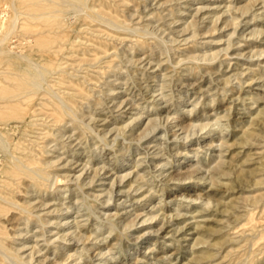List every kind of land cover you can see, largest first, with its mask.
<instances>
[{
	"label": "rangeland",
	"instance_id": "rangeland-1",
	"mask_svg": "<svg viewBox=\"0 0 264 264\" xmlns=\"http://www.w3.org/2000/svg\"><path fill=\"white\" fill-rule=\"evenodd\" d=\"M2 40L0 264H264V0H0Z\"/></svg>",
	"mask_w": 264,
	"mask_h": 264
},
{
	"label": "bare ground",
	"instance_id": "bare-ground-1",
	"mask_svg": "<svg viewBox=\"0 0 264 264\" xmlns=\"http://www.w3.org/2000/svg\"><path fill=\"white\" fill-rule=\"evenodd\" d=\"M51 1H55V0H51ZM65 2H66V6H67V8H69V9H74L75 7L78 6V4L80 3V0H65ZM53 3H55V2H53ZM56 4H59V3H56ZM35 5H36V4H35ZM42 5H43V4H42ZM60 5H61V4H60ZM44 6H45V5H44ZM45 7L47 8L48 5L45 6ZM46 8H43V9L45 10ZM61 8H63V7H61ZM40 10H42V9H40ZM55 11H56V10H55ZM38 14H39V13H38ZM47 14H48V13H47ZM40 15H42V14L40 13ZM43 15H44V14H43ZM45 15H46V14H45ZM33 16H35V15H33ZM43 17H45V16H43ZM34 18H38L37 15H36ZM39 18H40V17H39ZM2 19H3V18H2ZM3 40H4V39H3ZM3 40L0 41V44H2ZM40 43L42 44L43 42H40ZM40 43H39L40 47H42V46L45 47V46H46V44H45V46H44V45L41 46ZM43 44H44V43H43ZM39 45H38V44L36 45L37 49H38ZM0 47H1V45H0ZM40 47H39V48H40ZM35 49H36V48H35ZM41 49H42V48H41ZM6 50H7V49H5V50H4V49H0V55L5 54V53H6ZM22 50H23V49H22ZM42 50H44V49H42ZM42 50H41V51H42ZM32 52H33V50H32ZM42 53H43V52H42ZM7 55H8V54H7ZM10 55H11V54H10ZM10 55H9V56H10ZM17 55H19V54H17ZM12 56H13V55H12ZM14 56H15V55H14ZM19 56H20L19 59H21V56H22V55L20 54ZM22 57H23V56H22ZM36 57H39V56H36ZM17 58H18V57H17ZM23 58H24V57H23ZM23 58H22V59H23ZM25 58H27V57H25ZM39 58H41V57H39ZM5 60H7V59H5ZM9 60H10V58H9ZM27 60H28V59H27ZM12 61H13V59H12ZM22 61H23V60H22ZM31 61H32V60H31ZM8 62H9V61H8ZM27 62H29V61H27ZM27 62H26V63H27ZM32 62H33V61H32ZM12 63H14V62H12ZM26 63H25V64H26ZM8 64L10 65V63H8ZM18 64H19V63H18ZM18 64H17L16 66H20L21 63H20L19 65H18ZM22 64H24V63H22ZM35 64H36V63H35ZM40 64H41V63H40ZM12 65H13V64H12ZM31 65H32V64H31ZM37 65H38V63H37ZM37 65H36V66H37ZM40 66H41V65H40ZM40 66H39V67H40ZM14 67H15V66H14ZM39 67H38V68H39ZM20 68H21V67H20ZM20 68H18V69H20ZM34 68H35V67H34ZM36 68H37V67H36ZM38 68H37V69H38ZM43 68H44V67H43ZM7 69H10V68H7ZM37 69H33L29 64L26 65V67H25L26 74H24V75H23V74H22V75L20 74V75H21V78H20V75H18V76H19V79H20V81H21V82L19 81V82H20V86L22 85L21 87H23V86H24V87H25V86H30V87H31L30 89H32V88L36 89L37 87H40V86H39V85H40L39 83H40L41 80H43V79H42V78H43V74H42V72H41V71H43V70H41V69H42V66H41V68H39L40 71L37 70ZM10 70H11V69H10ZM3 71H5V69H4ZM19 71H20V70H19ZM44 72H45V71H44ZM44 72H43V73H44ZM8 73H9V72H8ZM9 74L11 75L12 73L10 72ZM14 74H15V75H14ZM44 74H45V73H44ZM13 75L15 76V81H16V79H18V77L16 76L17 73H13ZM14 76H12V78H13ZM44 76H45V75H44ZM9 78H10V77H9ZM44 78H45V77H44ZM11 80H12V79H11ZM12 81H13V80H12ZM15 81H14V82H15ZM43 82H44V80H43ZM14 85L17 86V82H16V84L13 83V86H12V87H14ZM16 86L14 87V88H15L14 90H15V92H16V94H17V92H18L17 90H19V89H16ZM18 86H19V85H18ZM41 86H42V85H41ZM12 87H11V88H12ZM21 87H20V89H21ZM24 87H23V88H24ZM11 88H10V89H11ZM28 88H29V87H28ZM28 88H27V89H28ZM23 90H24V89H22L21 92H25V93L27 92V93H28V91H30V90H28V91H23ZM6 91H7V90H6ZM6 91H5V92H6ZM10 91H11V90H10ZM10 91H9V92H10ZM19 91H20V90H19ZM3 92H4V90H3ZM9 92L5 93V95H6V94L8 95ZM30 92H31V91H30ZM13 93H14V92H13ZM13 93H11V94H13ZM31 93H32V92H31ZM2 94H4V93H2ZM7 95H6V97L4 96V98H7ZM26 95H27V94H26ZM8 96H9V95H8ZM11 96H12V95H11ZM11 96H10V97H11ZM13 96H14V95H13ZM49 96H50V95H49ZM55 96H56V95H55ZM10 97H9V98H10ZM15 97H16V96H14V98H13L14 100H15ZM22 97H23V96H22ZM4 98H3V99H4ZM1 99H2V97H1ZM11 99H12V98H11ZM16 99L18 100V97H17ZM9 100H10V99H9ZM6 101H8V100L6 99ZM10 101H12V100H10ZM10 101H9V102H10ZM59 101H60V100H59ZM60 102H61V101H60ZM62 103H63V102H62ZM10 104H11V103H10ZM13 105H14V104H13ZM65 105H67V104H65ZM9 106H10V105H9ZM59 106H60V105H59ZM13 107H14V109H15V106H13ZM63 107H65V106H63ZM9 109H10V108H9ZM54 109H56V108H54ZM60 109H61V106H60ZM5 110H6V109H5ZM61 110H62V109H61ZM65 110H66V109H65ZM13 111L15 112V110H13ZM56 111H57V110H56ZM3 112H4V111H3ZM7 112H8V110H7ZM1 113H2V112H0V114H1ZM2 114H4V116H5V113H2ZM6 114H8V113H6ZM9 114H11L10 116H11V118H13L12 113H9ZM64 114H65V113H64ZM4 116H3V117H4ZM1 117H2V116H1ZM4 118H5V117H4ZM8 118H9V117H8ZM55 120H56V118H55ZM53 121H54V120H53ZM2 141H3V140L0 138V147L3 146V143H4V142H2ZM3 149H4V148H3ZM16 159H17V158H16ZM14 160H15V159H14ZM17 162H18V161H17ZM19 164H20V163H19ZM22 165H23V164H22ZM10 166H11V165H10ZM8 168H11V167H7V169H8ZM25 168H26V167H25ZM15 169H17V168L15 167ZM23 169H24V168H23ZM30 169H31V167H30ZM8 170H9V169H8ZM16 171H17V170H16ZM29 171H30V170H29ZM12 175H14V174H12ZM9 177H10V176H9ZM35 177H37L38 179H42V178H39V176H37V175H36ZM40 177H41V176H40ZM47 179H48V178H47ZM47 179H46V180H47ZM42 180H43V179H42ZM48 180H49V179H48ZM36 181H37V180H36ZM36 181H35V182H36ZM44 181H45V180H44ZM6 182H7V181H6ZM35 182H34V183H35ZM38 182L40 183V181H38ZM46 182H47V181H46ZM42 183H43V182H42ZM36 184L39 185L38 183H36ZM40 184H41V183H40ZM3 185H4V184H3ZM37 185H36V186H37ZM42 185H43V184H42ZM48 185H49V184H48ZM7 186H8V185H7ZM29 186H30V185H29ZM51 186H52V185H51ZM5 187H6V186L4 185L3 188H5ZM6 189H7V188H6ZM28 192H29V191H28ZM56 193H58V192H56ZM34 195H35V194H34ZM4 197H5V196H4ZM59 197H60V196H59ZM5 198H6V197H5ZM31 198H32V197H31ZM3 200H4V199H3ZM8 201H9V200H8ZM4 203H6V202H4ZM10 203H11V202H10ZM8 204H9V203H8ZM10 205H11V204H10ZM14 206H15V204H14ZM35 206H36V205H35ZM35 206H34V207H35ZM10 207H12V206H10ZM17 207H18V206H17ZM23 211H24V210H23ZM24 212H25V211H24ZM1 243H2V242H1ZM0 248H1V247H0ZM77 263H78V262H77Z\"/></svg>",
	"mask_w": 264,
	"mask_h": 264
}]
</instances>
